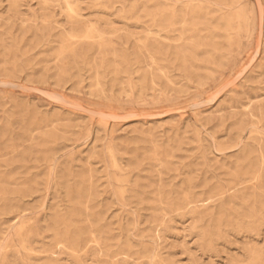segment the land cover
I'll list each match as a JSON object with an SVG mask.
<instances>
[{"label":"rangeland","instance_id":"obj_1","mask_svg":"<svg viewBox=\"0 0 264 264\" xmlns=\"http://www.w3.org/2000/svg\"><path fill=\"white\" fill-rule=\"evenodd\" d=\"M0 264H264V0H0Z\"/></svg>","mask_w":264,"mask_h":264}]
</instances>
